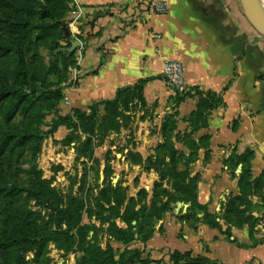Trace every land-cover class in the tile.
<instances>
[{"label": "crops", "instance_id": "1", "mask_svg": "<svg viewBox=\"0 0 264 264\" xmlns=\"http://www.w3.org/2000/svg\"><path fill=\"white\" fill-rule=\"evenodd\" d=\"M152 1L167 2V13H154ZM73 2L76 9L66 19L71 39L82 46L68 109L88 110L113 100L119 89L147 80L145 107L155 109L156 115L177 114L179 140L174 142L183 156L179 169L192 159L188 169L200 179L198 202L222 216L221 230L194 222L191 204L177 201L159 221L152 239L138 247L145 246L153 260L167 261L178 251L212 264H264L262 197L251 198L248 214L256 219L253 226L236 227L225 220L230 199L240 195L244 165L235 167L237 156L251 152L253 179L264 174V38L248 22L238 0ZM166 60H177L185 69L187 88L180 92L185 98L179 105L171 103L176 91L163 76ZM194 88L222 99L205 113L206 124L199 123L196 130L190 121L199 102ZM139 122L142 129L145 122ZM178 202L183 204L180 211Z\"/></svg>", "mask_w": 264, "mask_h": 264}, {"label": "trees", "instance_id": "2", "mask_svg": "<svg viewBox=\"0 0 264 264\" xmlns=\"http://www.w3.org/2000/svg\"><path fill=\"white\" fill-rule=\"evenodd\" d=\"M73 0H41L34 6L30 0H0V60L6 59L13 51L14 47L24 42L25 48L31 30L37 33L36 42L49 41L57 51L71 46L69 41H65L64 22L70 11H74ZM6 35L7 38H2ZM66 42V44H64ZM75 54L61 50L54 54L49 67L45 72V77H37L36 82L30 83L27 74L26 61L21 62L14 75L20 83V88H15L8 84H0V110L5 112L6 120L10 121L16 114L21 103L35 97V103L39 107V113L45 110H53L62 100L63 90L70 80L68 73L69 64ZM58 62L62 68L58 66ZM50 76H54L50 79ZM147 80H141L134 86L121 88L117 91L113 100H108L93 104L88 110L76 109L72 114L58 117L52 126V132L58 130L60 126L68 129L80 128L85 135H92L98 126V109L104 106L110 121L108 124L113 127L119 125L116 118L122 112H130L135 107H145L143 95L144 85ZM195 94L199 96L197 110L192 113L190 121L193 129L196 130L199 123L206 124L205 113L211 111L222 103L221 97L212 93H203L194 88ZM185 98V94L176 92L173 98L174 103L179 105ZM29 103V102H28ZM36 114V113H35ZM36 119H39L38 114ZM177 114H171L163 125L164 144L161 146L167 153L164 158H168L166 163L154 162L148 159L147 169H155L162 181H168L171 190L176 193V200L190 203L192 214L190 217L194 222H204L210 227L222 229L219 214H211L206 207L198 202L199 177H192L188 165L192 159L185 163L186 168L180 170L183 162L182 153L175 148L174 138L176 134L178 120ZM40 121V119H39ZM118 128V127H117ZM33 130L24 131V145L41 137ZM18 133L10 131L0 132V154L7 151L14 139L18 138ZM39 143V141H38ZM192 147L194 145L190 144ZM251 155L247 153L237 156L235 167L242 163L243 171L240 175V195L230 199L228 212L225 220L236 226L242 227L249 223L253 226L256 219L248 213L252 205V196L259 194L264 200V174L254 180L251 171ZM138 163L143 162V157L133 154ZM156 161V160H155ZM165 165V169L163 166ZM31 188L28 190L27 198L35 199L38 204L47 209L48 219L42 221L41 216L26 208H19L13 202L5 204L4 201L15 197L17 194L16 185L10 182L7 175L0 168V264H27L21 258L22 252L32 250H45L48 244L54 243L58 249L65 252L79 253L77 264H212L204 257H196L191 252L181 253L175 251L169 254V260H153L150 254H145L143 250L130 248L136 243H147L155 233V222L162 220L171 211L170 191L159 185V192L154 194V200L147 204L148 192H140L141 199L134 200L128 198L127 189L121 185L103 186L99 195V202L102 208L107 209L108 233L110 237L123 245V250L119 251L110 245L102 249L95 242V238L89 236L93 229L83 222V201L70 195H59L50 189L47 181L40 179L31 181ZM26 191V190H25ZM169 196L163 202L160 197ZM5 199V200H4ZM106 205V206H105ZM202 214V218H198ZM120 220L125 227H120L117 221ZM135 222V224H134ZM236 242V241H234ZM14 251V255L12 254ZM217 264V263H213Z\"/></svg>", "mask_w": 264, "mask_h": 264}, {"label": "rangeland", "instance_id": "3", "mask_svg": "<svg viewBox=\"0 0 264 264\" xmlns=\"http://www.w3.org/2000/svg\"><path fill=\"white\" fill-rule=\"evenodd\" d=\"M20 1L24 2V0ZM30 1L36 6L41 0ZM260 1L263 3V0ZM64 22L66 26H69L66 17ZM75 35L79 37V34L75 33ZM1 36L7 38L6 35ZM36 37V31L31 30L25 45L27 49L25 57L23 42L15 46L6 59L0 60V84L20 88L21 85L14 73L21 62L24 67V61H26L31 84L36 82L37 77H45L47 67L57 51L49 41L36 42ZM65 41L68 40L65 38ZM79 48L74 52H69L75 54L72 63L68 62L70 80L66 83L62 100L56 108L39 113L40 109L34 101L35 97H32L27 104L24 105V102L20 104L10 121L6 120L3 109L0 110V132L10 131L19 134V137L9 145L7 151L3 155L0 154V168L7 175L10 187L14 183L19 189L11 201L10 198L4 199V203L13 202L16 207L31 210L41 216L40 223L46 222L47 209L40 206L35 199L27 198V192L31 188V181L37 179L47 181L50 189L57 194L70 195L83 201V222L93 228L89 236L95 238V242L102 249L110 245L121 251L123 245L114 241L108 233L107 217L109 214L99 202L101 189L104 185L119 184L127 189L128 198L134 200L141 199L140 192L146 190L148 192L146 202L150 204L155 198L154 194L160 191L159 185L162 184V188L170 191V208L171 212L173 211L176 193L171 190L167 180H161L154 167L151 170L147 169L148 164L146 163L150 158L154 162L163 164L169 161L168 158H164L167 152L161 146L165 141L163 125L171 114L156 115L155 109L137 106L130 112H122L116 118L119 125L115 129V126L108 124L110 116L104 106H101L97 116L99 124L92 135H85L80 128L68 129L65 126H60L57 131L52 132V126L58 117L72 114L76 110L68 109L70 106L68 91L71 85H75V69L81 58L78 53ZM57 64L62 68L60 62ZM49 78L53 79L54 76ZM173 102L172 99L171 103ZM35 113L38 114L40 121L33 116ZM139 121L145 122L142 129ZM27 130L42 133L38 139L39 143L34 139L26 145L23 144L24 131ZM144 135H147L146 138L149 141L145 140ZM138 150L148 154L147 157L144 158ZM133 154L141 155L143 162L138 163L136 158H132ZM163 168L165 169V165ZM159 197L166 202L169 196L157 194V198ZM2 218L0 217V221ZM117 224L121 227L123 223L118 220ZM158 224L159 222L156 221L155 232ZM137 244L142 243H136L130 248H137L148 254L149 251L145 246L138 247ZM12 254H15L14 251ZM20 256L27 264H77L80 254L67 253L50 242L45 250L22 252ZM9 264L14 263L9 262Z\"/></svg>", "mask_w": 264, "mask_h": 264}, {"label": "water", "instance_id": "4", "mask_svg": "<svg viewBox=\"0 0 264 264\" xmlns=\"http://www.w3.org/2000/svg\"><path fill=\"white\" fill-rule=\"evenodd\" d=\"M243 14L248 20V22L252 25L254 30L264 38V4L260 0H238ZM65 38L70 42L71 46L69 48H62L57 50V53L61 50L74 52L77 48L82 46V42L80 40L71 39L70 29L68 26L64 27ZM242 169V165H240L238 172ZM183 207L181 202L177 203L176 211H180Z\"/></svg>", "mask_w": 264, "mask_h": 264}, {"label": "built area", "instance_id": "5", "mask_svg": "<svg viewBox=\"0 0 264 264\" xmlns=\"http://www.w3.org/2000/svg\"><path fill=\"white\" fill-rule=\"evenodd\" d=\"M151 9L154 13L165 14L169 6L165 1H152ZM160 38V35H156ZM163 76L166 83L176 92H182L187 88V81L185 77V69L181 62L177 60H166L163 65Z\"/></svg>", "mask_w": 264, "mask_h": 264}]
</instances>
